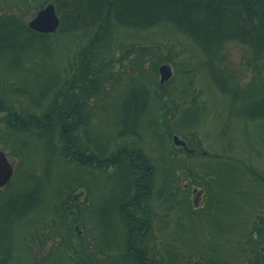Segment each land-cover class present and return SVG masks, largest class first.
Here are the masks:
<instances>
[{"label":"trees","instance_id":"1","mask_svg":"<svg viewBox=\"0 0 264 264\" xmlns=\"http://www.w3.org/2000/svg\"><path fill=\"white\" fill-rule=\"evenodd\" d=\"M33 2L38 10L55 4L57 32L0 14V144L19 157L0 188V264H264V0H18L16 7ZM231 41L254 51V78L244 86L217 63ZM162 62L179 73L174 89L176 75L157 82ZM125 73L133 92L111 133L103 116ZM168 102L177 110L172 120ZM210 117L224 138L214 153L201 134ZM148 126L152 141L161 139L157 160L143 153ZM32 139L45 142L56 163L111 181L106 203L100 186L83 181H59L58 198L48 194ZM196 187L204 192L199 206ZM99 204L101 230L90 219ZM146 217L148 225L134 228ZM84 223L90 228H76ZM50 236L53 250L33 251ZM223 251L230 255L220 258Z\"/></svg>","mask_w":264,"mask_h":264},{"label":"rangeland","instance_id":"2","mask_svg":"<svg viewBox=\"0 0 264 264\" xmlns=\"http://www.w3.org/2000/svg\"><path fill=\"white\" fill-rule=\"evenodd\" d=\"M17 2H18V0H0V14L6 10L8 13L16 14L17 16H20L24 21L29 23L30 20H32L33 17L36 15V13L40 10V9L38 10V9L34 8L35 2H33L31 4V6L26 8V9H22V10L18 9V7H16ZM175 49L180 50V49H182V47L180 45H177L175 47ZM253 57H254V51L249 46H247L246 44H243L239 41H231L222 50V53L220 54V58L217 61V63L220 67L227 69L231 73H235L236 79L240 82V84L242 86H244L250 80H252L254 78V74H255L254 73V67L248 65L249 61H251V59ZM129 61L123 66L124 68L127 67L128 69H130L129 66L131 67V64H130L131 62H129ZM163 63H168V62H162L158 66V68H159V74L157 76V82L158 83L161 82L160 66ZM168 64L172 67V71H173V74L169 80H171L176 75V79L170 83V88L174 89L176 87V85L179 83L178 82L179 73L177 72L176 67L172 63H168ZM116 66H117L118 70L123 69L119 63L116 64ZM148 66H150V63H148ZM68 69H71L70 64L68 65ZM128 75L129 74L125 73V74H123V76L120 79L117 80L118 82L116 81V84H115L116 86H114V88L112 89V92L115 93V96L110 101L111 113L107 112L103 116L104 122H103L102 126L104 125V126L110 127L111 130H109L108 132H111V133H115L120 129L124 104H126L127 99L129 98V96L133 92V88H132L133 81L132 82L131 81L130 82L129 81L124 82ZM122 82H124V83L119 87V85ZM194 85L197 88H200L202 86L201 80L200 79L195 80ZM108 86H110V83H108ZM203 97H205V96L203 95ZM206 98H208V95H206ZM167 106H168V110H170L169 115L171 116V120H172V119H174L175 115L177 114V110H176L175 106L170 102L167 103ZM110 107H108V108H110ZM182 116H184V115L182 114ZM190 116L193 117L194 115L191 114ZM99 119H100L99 115L93 117L94 123L96 125L100 126V120ZM219 124H220L219 121H217L213 117H210L205 122V124L203 126V130H201L202 138L204 139V144H205L204 146L207 150H209L212 153H214L213 144L215 145V141H217L218 139H224L218 135V131L220 130ZM241 125H243V123ZM148 127H150V128H148V134L145 133L144 138L142 137L143 143H144L143 153L144 154L147 153L146 154L147 156L150 155L154 160H157L160 155L156 151V147H157L156 144L158 145L160 143L161 139H154L156 142V144H155L152 141L153 140L152 139L153 134L151 131L153 130V128H152V126H148ZM256 127H257V124L253 123V124H251L250 127H248V130L254 131L256 129ZM151 134H152V138H151ZM155 134H157V132H155ZM175 135H178V134H174L172 139H174ZM95 136L97 138L98 135H95ZM179 137L183 140L185 139L184 136H179ZM234 137H235V135L233 136V138ZM137 139H138L137 137L136 138L133 137L131 139H128V142L133 143V140H137ZM252 139H254V138H252ZM107 140L108 139H103V137L101 139H99L101 144L103 141L105 142ZM122 142H124L123 139H118L117 141L115 140V142L113 141L112 145L114 148H116L119 145H122ZM44 143L45 142H42V141L37 142L35 139H32V145H33L32 148H34V151H32L31 154L38 157L40 160L39 163L41 165H43L44 180H45V183L47 184V186H45V191H47L48 194L52 193L54 198H58V195L55 192V189H56L59 181H63L66 183H73L75 181H83V182H87L89 184H92L95 188L100 186L101 193H102V195L100 196V200H101L100 202L102 204L106 203L104 201L106 199L104 194H106V192H108V189L112 187L111 181L107 180V178L104 177L103 175H100V173H98V175H92L91 171L86 170L85 168H82V170L81 169L77 170V169L71 168L69 166H64V164L56 163L55 162L56 156L50 152L48 147L46 149V144H44ZM43 145H44V147H43ZM177 146H180V145L177 144ZM186 148L188 149V151H191L190 147L187 146V144H186ZM0 149H3L7 153L10 161L14 165V169H15V167L18 168L19 157L17 158V157H14L12 155H9V151H11V145L6 146L4 144L3 145L0 144ZM112 170H113V168H110L108 172H111ZM14 174H15V171H14ZM13 177H14V175H13ZM186 182H187L186 179H184L182 181V183L187 186L188 184ZM5 186L0 187V188H4ZM42 189H44V186H42ZM105 189H106V191H105ZM191 193H192V199L195 201L196 206H199L200 205L199 202H201L202 194L204 193L203 190L199 187H196V188H194V190H192ZM77 194L80 196L79 199H84L85 196H87L88 192H86V189H84L83 192L80 193V191H78ZM198 196H200L201 198L198 199L197 198ZM197 200H198V202H197ZM97 207H100V204L98 206H96V208L93 211L94 217H90V219L93 222H95L98 230L106 229V227L102 228V226H104V225L106 226L107 224H105L106 222L101 221L102 219L98 217L99 216V213H98L99 209ZM66 208H68V207H66ZM61 210L63 213V209H61ZM68 210L70 211V213L72 215H74V213H76V209L68 208ZM51 215L58 217V219L60 216L57 213L52 214V212L49 214V216H51ZM47 217L45 218L46 222L49 219ZM114 220H115V218H114ZM116 220H117V216H116ZM59 221H60V219H59ZM117 225H118V223H116V227H117ZM90 226H91L90 224L87 225V223H84L83 225L78 224L76 227H78L77 229L82 230V227L90 228ZM44 228H45V226H40L39 230L42 231V230H44ZM117 228H119L123 232V228L121 227V224H119ZM110 232H111L110 237L115 238L114 225L112 226ZM110 232L108 234H110ZM161 236H164V235L161 234ZM111 241L114 242L113 239H111ZM55 244H57V240L55 239L54 236H50L45 241V245H43L42 248H41V244L36 242V244H34L35 248L33 251H35L39 254L41 253V255L44 256V254H48L49 251L53 250L52 247ZM229 255H230L229 252L223 251V252H221V255H219V257L220 258L221 257L226 258Z\"/></svg>","mask_w":264,"mask_h":264},{"label":"water","instance_id":"3","mask_svg":"<svg viewBox=\"0 0 264 264\" xmlns=\"http://www.w3.org/2000/svg\"><path fill=\"white\" fill-rule=\"evenodd\" d=\"M61 24V18L57 12L54 3H49L41 8L32 20L29 26L38 32L55 33L58 31ZM161 82L169 80L173 74L172 67L168 63H163L160 66ZM174 140L179 145L186 146L185 140L178 135L174 136ZM14 165L10 161L7 153L0 149V187L7 185L14 175Z\"/></svg>","mask_w":264,"mask_h":264},{"label":"flooded vegetation","instance_id":"4","mask_svg":"<svg viewBox=\"0 0 264 264\" xmlns=\"http://www.w3.org/2000/svg\"><path fill=\"white\" fill-rule=\"evenodd\" d=\"M146 187L148 188V185L146 184ZM198 199H199V196L197 197ZM197 202H198V200H197ZM196 202V203H197ZM199 203H201V202H199ZM199 205V204H198ZM148 207V205L147 204H145L144 205V208H147ZM143 222H145V224H147L148 225V218L146 217V218H143L142 219V221L141 222H139L140 223V225H138L137 227H134V228H138V229H142L143 228V226L141 225V223L143 224ZM76 228H78V227H76ZM144 234H146L144 231H141V233L139 234V236L138 237H143V235Z\"/></svg>","mask_w":264,"mask_h":264}]
</instances>
